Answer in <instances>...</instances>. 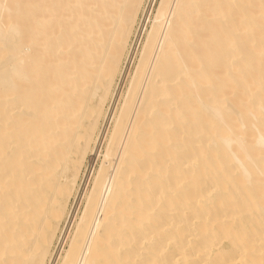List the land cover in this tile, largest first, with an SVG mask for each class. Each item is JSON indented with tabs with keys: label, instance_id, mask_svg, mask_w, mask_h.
<instances>
[{
	"label": "bare ground",
	"instance_id": "obj_1",
	"mask_svg": "<svg viewBox=\"0 0 264 264\" xmlns=\"http://www.w3.org/2000/svg\"><path fill=\"white\" fill-rule=\"evenodd\" d=\"M3 3L87 7L63 10L73 50L50 75L25 91L0 80V264H264L261 0ZM23 11L0 7V28ZM224 15L242 21L226 94L253 147L221 161L228 134L204 129L208 81L178 42L202 35L207 60L214 33L203 20ZM207 171L217 194L197 198Z\"/></svg>",
	"mask_w": 264,
	"mask_h": 264
},
{
	"label": "snow or ice",
	"instance_id": "obj_2",
	"mask_svg": "<svg viewBox=\"0 0 264 264\" xmlns=\"http://www.w3.org/2000/svg\"><path fill=\"white\" fill-rule=\"evenodd\" d=\"M0 7L9 11L13 7L27 10L18 12L10 28H0V80L6 85H13L19 91H25L27 86L35 85L38 80L50 75L57 64L63 62L62 54L65 51L73 50L74 29L70 25L74 18L64 14L63 10L83 8L87 5L3 3ZM261 8L264 9V0H261ZM261 21V30L264 32V12ZM203 22L212 26L214 33L213 45L208 49L207 60L200 55V50L205 47L202 35L198 37L197 33H193L190 37L185 36L184 40L178 42V46L185 42L191 46L192 52L185 59L199 62V74L208 81V87L203 93L208 95V102L203 104L207 118L204 129L207 130L210 126L218 127L228 134V139L216 145L217 157L223 161L225 149L239 146L244 150H251L253 147L247 141L248 125L226 94L229 91L226 82L233 78V72L237 67L236 61L244 55V48L240 44L242 21L235 16L224 15L218 21L216 18H208ZM233 82L238 85V81ZM173 92L174 89L170 88L169 94ZM261 112L264 123V107ZM184 136L185 143L190 145L189 150L199 158L201 145L197 139L195 137L189 139L186 133ZM261 148L264 150V144ZM7 155L9 159L15 158V153L9 152ZM217 184L218 177L215 173L202 172L194 181V194L197 198L214 197L217 194ZM236 203L238 201H233L234 205ZM261 211L264 213V208ZM212 264L222 262L215 261Z\"/></svg>",
	"mask_w": 264,
	"mask_h": 264
},
{
	"label": "rangeland",
	"instance_id": "obj_3",
	"mask_svg": "<svg viewBox=\"0 0 264 264\" xmlns=\"http://www.w3.org/2000/svg\"><path fill=\"white\" fill-rule=\"evenodd\" d=\"M59 245V244H58Z\"/></svg>",
	"mask_w": 264,
	"mask_h": 264
}]
</instances>
